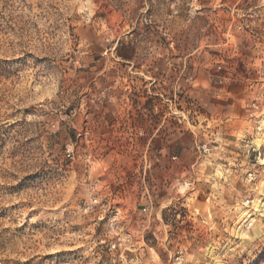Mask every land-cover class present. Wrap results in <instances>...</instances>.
<instances>
[{
	"label": "rangeland",
	"instance_id": "obj_1",
	"mask_svg": "<svg viewBox=\"0 0 264 264\" xmlns=\"http://www.w3.org/2000/svg\"><path fill=\"white\" fill-rule=\"evenodd\" d=\"M0 264H264V0H0Z\"/></svg>",
	"mask_w": 264,
	"mask_h": 264
},
{
	"label": "built area",
	"instance_id": "obj_2",
	"mask_svg": "<svg viewBox=\"0 0 264 264\" xmlns=\"http://www.w3.org/2000/svg\"><path fill=\"white\" fill-rule=\"evenodd\" d=\"M145 211V209H143Z\"/></svg>",
	"mask_w": 264,
	"mask_h": 264
}]
</instances>
